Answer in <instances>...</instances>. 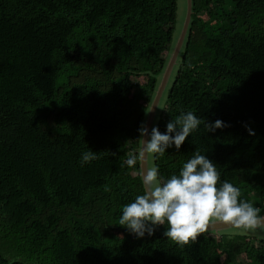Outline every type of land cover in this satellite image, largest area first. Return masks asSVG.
<instances>
[{"label":"trees","instance_id":"1","mask_svg":"<svg viewBox=\"0 0 264 264\" xmlns=\"http://www.w3.org/2000/svg\"><path fill=\"white\" fill-rule=\"evenodd\" d=\"M191 3L149 134L181 112L225 126L201 123L153 167L167 180L197 149L216 165L218 187L232 183L264 215V0ZM177 8L0 0V264H264L263 239L227 228L180 247L167 224L143 237L118 224L144 192L140 161L126 160L140 151L186 0L178 30ZM89 150L99 158L82 166Z\"/></svg>","mask_w":264,"mask_h":264},{"label":"clouds","instance_id":"2","mask_svg":"<svg viewBox=\"0 0 264 264\" xmlns=\"http://www.w3.org/2000/svg\"><path fill=\"white\" fill-rule=\"evenodd\" d=\"M201 123L207 132L225 126L221 120L214 123L202 121L192 112H181L169 121L165 133L153 127L149 134L142 125L139 129L141 137L148 135L149 138L143 139L139 153L129 154L127 166L132 168L138 161H146L150 155L158 159L173 145L179 150ZM250 134L254 132L250 130ZM98 158L96 152L89 150L82 153L80 163L83 166ZM219 182L220 173L216 165L197 149L182 166L179 175L173 174L167 180L158 178V166L146 167L144 192L124 205L118 224L137 237H143L145 233L152 235L157 227L167 224L164 236L180 247L195 244L201 234L218 223L242 232H264L261 209L239 199L241 191L232 183L223 181L218 187Z\"/></svg>","mask_w":264,"mask_h":264},{"label":"water","instance_id":"3","mask_svg":"<svg viewBox=\"0 0 264 264\" xmlns=\"http://www.w3.org/2000/svg\"><path fill=\"white\" fill-rule=\"evenodd\" d=\"M191 0H186V12H185V17H184V21H183V24H182V27H181V30H180V33L178 35V38L176 40V43L174 45V48L170 54V57L168 59V62L166 64V67L164 69V72L162 74V77H161V80L159 82V85L157 87V90L155 92V95L153 97V100L149 106V111H148V114H147V117H146V121H145V124H144V127H146L148 129V133L150 131V128H151V124H152V121H153V117H154V114H155V110L157 108V105H158V102L160 100V97H161V94L166 86V83L168 81V78H169V75H170V72L172 70V67L176 61V57L179 53V50L181 48V45L183 43V40H184V37H185V34H186V31H187V27H188V24H189V21H190V16H191ZM148 135H145L144 137L141 138V145H140V150L142 149V146H143V139H148ZM147 167V162L146 161H140V169H141V177H142V180H143V173L145 171V168ZM229 226L227 225H223V224H216L212 227H210L209 230H215V231H218L220 229H224V228H228Z\"/></svg>","mask_w":264,"mask_h":264},{"label":"rangeland","instance_id":"4","mask_svg":"<svg viewBox=\"0 0 264 264\" xmlns=\"http://www.w3.org/2000/svg\"><path fill=\"white\" fill-rule=\"evenodd\" d=\"M183 14H184V0H178L177 17H176V19H177L176 20V30H178L180 28V26H181ZM176 32L177 31H175V33ZM152 162H153L152 161V156L151 157L149 156L148 162H147L148 168L153 167V163ZM226 230L229 231V232H232V233H245V234H248V235H250L252 237L264 240V232H260V231H257V232H242L241 230H237V229H234V228H231V227L227 228Z\"/></svg>","mask_w":264,"mask_h":264}]
</instances>
